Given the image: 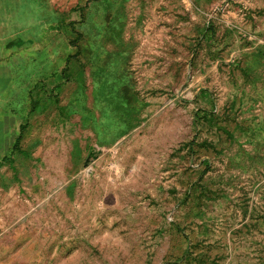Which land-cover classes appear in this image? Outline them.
Wrapping results in <instances>:
<instances>
[{"label":"rangeland","instance_id":"rangeland-1","mask_svg":"<svg viewBox=\"0 0 264 264\" xmlns=\"http://www.w3.org/2000/svg\"><path fill=\"white\" fill-rule=\"evenodd\" d=\"M0 264H264V0H0Z\"/></svg>","mask_w":264,"mask_h":264}]
</instances>
